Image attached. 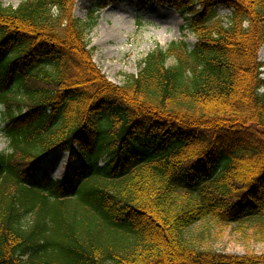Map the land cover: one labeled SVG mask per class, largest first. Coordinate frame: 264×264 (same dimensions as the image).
Masks as SVG:
<instances>
[{
    "label": "trees",
    "instance_id": "trees-1",
    "mask_svg": "<svg viewBox=\"0 0 264 264\" xmlns=\"http://www.w3.org/2000/svg\"><path fill=\"white\" fill-rule=\"evenodd\" d=\"M77 1L0 2V264H264L197 243L211 226L264 239V0H154L196 43L124 85L94 63ZM56 153L58 179L42 172Z\"/></svg>",
    "mask_w": 264,
    "mask_h": 264
},
{
    "label": "rangeland",
    "instance_id": "rangeland-1",
    "mask_svg": "<svg viewBox=\"0 0 264 264\" xmlns=\"http://www.w3.org/2000/svg\"><path fill=\"white\" fill-rule=\"evenodd\" d=\"M23 1L0 0L5 6L11 7H17ZM100 2L78 0L74 13L85 24H91L87 39L93 50V61L106 78L116 85H124L130 76H136L143 68L142 62L154 50H165L175 42L184 41L190 46L196 43L195 36L183 27L184 16L175 8L154 0H105L107 6L101 9ZM119 28L125 34L123 39L117 30ZM259 59L263 63L261 76L264 79V46L259 52ZM174 63V60L169 61V65ZM5 126V109L0 105V151L8 154L10 141ZM67 163L68 154L56 153L42 165V172L58 179L65 173ZM25 221L29 222V217ZM197 243L202 248L224 254H264V239L255 238L251 232L239 233L234 228L216 231L211 226L210 234L201 237Z\"/></svg>",
    "mask_w": 264,
    "mask_h": 264
},
{
    "label": "bare ground",
    "instance_id": "bare-ground-1",
    "mask_svg": "<svg viewBox=\"0 0 264 264\" xmlns=\"http://www.w3.org/2000/svg\"><path fill=\"white\" fill-rule=\"evenodd\" d=\"M117 30L120 32V37L122 36V37H121L122 39L125 38V34H122V33H121L120 28L117 29Z\"/></svg>",
    "mask_w": 264,
    "mask_h": 264
},
{
    "label": "clouds",
    "instance_id": "clouds-1",
    "mask_svg": "<svg viewBox=\"0 0 264 264\" xmlns=\"http://www.w3.org/2000/svg\"><path fill=\"white\" fill-rule=\"evenodd\" d=\"M7 150H8L9 152H11V151H12V149H11V148H8Z\"/></svg>",
    "mask_w": 264,
    "mask_h": 264
}]
</instances>
